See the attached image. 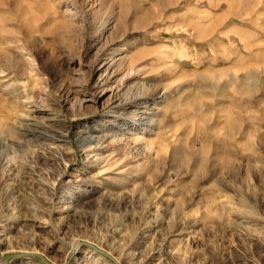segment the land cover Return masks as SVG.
<instances>
[{"label": "rangeland", "instance_id": "374dc122", "mask_svg": "<svg viewBox=\"0 0 264 264\" xmlns=\"http://www.w3.org/2000/svg\"><path fill=\"white\" fill-rule=\"evenodd\" d=\"M0 264H264V0H0Z\"/></svg>", "mask_w": 264, "mask_h": 264}, {"label": "bare ground", "instance_id": "6f19581e", "mask_svg": "<svg viewBox=\"0 0 264 264\" xmlns=\"http://www.w3.org/2000/svg\"><path fill=\"white\" fill-rule=\"evenodd\" d=\"M10 60V59H9ZM12 60V59H11ZM141 96H137L135 99H134V101H136V102H142L141 100H144V99H141L140 98ZM133 100V99H132ZM144 101H146V100H144ZM141 104V103H140Z\"/></svg>", "mask_w": 264, "mask_h": 264}, {"label": "water", "instance_id": "95a60500", "mask_svg": "<svg viewBox=\"0 0 264 264\" xmlns=\"http://www.w3.org/2000/svg\"><path fill=\"white\" fill-rule=\"evenodd\" d=\"M14 256V255H13Z\"/></svg>", "mask_w": 264, "mask_h": 264}]
</instances>
